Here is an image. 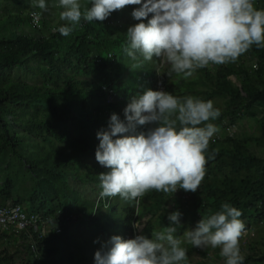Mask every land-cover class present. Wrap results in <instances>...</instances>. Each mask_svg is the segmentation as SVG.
I'll list each match as a JSON object with an SVG mask.
<instances>
[{
	"label": "trees",
	"instance_id": "obj_1",
	"mask_svg": "<svg viewBox=\"0 0 264 264\" xmlns=\"http://www.w3.org/2000/svg\"><path fill=\"white\" fill-rule=\"evenodd\" d=\"M254 2L258 9L264 8L262 0ZM137 7L126 8L131 15ZM20 14L10 15L4 23L21 22ZM66 23L47 33L30 23L31 32L12 30L0 36V162L8 157L21 164L33 182L28 194L21 193L6 165L0 203H26V212H41L52 226L61 228L44 235L31 227L0 231V264H95L93 255L71 245L74 235L81 236L79 225L94 226L106 244L115 235L151 237L162 230L153 227V219L140 233L133 227L145 210L159 213L169 226L170 212L190 211L198 222L227 202L242 212L245 227L259 226L264 221V47L253 45L235 62L197 69L196 75L185 79L174 72L169 75L171 65L157 57L142 65L130 61L123 51L129 27L122 23L105 19L96 28L81 20L64 36L57 29ZM20 71L33 80L22 79ZM103 86L114 90L112 101H107ZM160 88L178 97L223 99V106L214 104L220 116L209 122L217 128L226 126L228 132L211 138L212 158L198 191L189 192L187 205L180 200L172 205L175 193L155 190L139 203L119 201V196L98 198L99 175L108 169L95 159L97 132L108 128L113 113L125 119L124 109L132 96ZM247 116L257 118L259 134L238 137L236 122ZM147 127L140 126L137 132ZM70 214L80 222L66 219ZM176 228L174 235L179 238L184 226ZM260 240L259 247L246 244L243 264L264 261V237ZM182 246L188 257L196 249L187 241ZM207 252L201 250L202 255Z\"/></svg>",
	"mask_w": 264,
	"mask_h": 264
},
{
	"label": "clouds",
	"instance_id": "obj_2",
	"mask_svg": "<svg viewBox=\"0 0 264 264\" xmlns=\"http://www.w3.org/2000/svg\"><path fill=\"white\" fill-rule=\"evenodd\" d=\"M57 30L68 36L81 20L104 21L112 12L139 6L132 17L141 21L127 29L123 51L137 59L160 58L171 65L169 75L187 79L197 69L235 62L253 45L264 47V8L254 0H91L82 10L80 0H58ZM33 9L46 11V0H31ZM41 13L33 11L34 20ZM151 17V18H149ZM147 21L146 23L143 21ZM211 100L178 97L163 90L145 89L129 99L124 120L113 113L108 128L97 132L96 161L108 169L99 175L100 197L139 203L150 191L197 192L205 174L211 138L218 128L209 121L220 116ZM140 126L146 131L137 132ZM181 213L170 212L169 226L124 239L112 236L95 253V264H187V248L177 238ZM242 212L225 202L220 210L202 216L195 228L184 232L195 248H220L224 264H243L240 238ZM146 223V221H143ZM143 225L133 224L135 229Z\"/></svg>",
	"mask_w": 264,
	"mask_h": 264
},
{
	"label": "rangeland",
	"instance_id": "obj_3",
	"mask_svg": "<svg viewBox=\"0 0 264 264\" xmlns=\"http://www.w3.org/2000/svg\"><path fill=\"white\" fill-rule=\"evenodd\" d=\"M48 4V8L46 11L39 9L41 13V20L39 23V27L42 29L43 32L47 33L49 30L57 28L59 25L65 23L66 21H62L60 19V13L63 11L62 8L56 6L58 5V0H46ZM80 3L82 5V10L86 7L91 6V0H80ZM31 0H0V36L10 34L12 30H21L23 32H31L32 29L30 28V23L28 21V12L31 10ZM21 13L22 21L19 22L18 20L11 21V24L4 23L6 18H9L12 14ZM2 19L4 21H2ZM110 23L113 24H119L122 23L127 27H130L136 23L134 18L129 14L127 8L125 7L123 10L114 11L111 13V15L108 18ZM143 22H147L146 20ZM90 26L98 27L99 23L98 21H93L89 23ZM121 43H125L124 40H120ZM129 57V56H128ZM130 58V57H129ZM130 61L139 63L142 65L145 61L143 57L137 53V59L133 60L130 58ZM151 61V60H150ZM147 65V64H146ZM152 66H155V63L152 64ZM159 68V65L157 66ZM22 74V79L31 81L33 80V77L29 73H24L20 71ZM196 74H193V76ZM213 104H216L218 106H223V99L222 98H215L213 101ZM228 132V129L226 126L218 128V131L215 133L216 135H225ZM259 134V122L257 118L253 117H243L239 119L236 122L235 125V135L238 137H250V136H256ZM258 149L260 148L259 145L254 144ZM261 150V149H260ZM8 165L10 174L12 177L17 181L19 185V190L23 194H28L31 191L32 188V180L27 173L26 169L16 162H14L12 159L5 157L0 162V183L5 175V167ZM116 200V198L113 199V201ZM119 201H123L121 198H119ZM92 209V205L90 207ZM181 214L180 217V224L184 226L183 232L179 239L182 241H187L184 237V232L195 228L197 224V220L195 218H192V214L190 211H185L184 209H181L179 211ZM140 216L135 219L134 223L140 222L143 226L140 229H135L136 233L142 232L144 229L146 223L149 219L152 220L153 227L157 229H163L165 226V222L163 218L160 216L159 213H150L146 210L142 213H139ZM76 216V215H73ZM80 218L76 216V220L73 219L70 221H73V223L78 224L80 221H78ZM84 220V219H83ZM143 221H146L144 223ZM133 223V224H134ZM79 225L80 229V235H74L72 238L71 245L76 249V246H78L79 249L83 250L85 255H93L95 256V253L98 250H102L103 246L106 245L104 241L101 240L97 230L95 227H90L87 224ZM178 226V225H177ZM52 227V224H48V228ZM257 231L255 232V235H249L247 239L250 240L251 244L256 245L259 247L261 245L262 238L260 235H264V225H260L257 227ZM73 230V228L71 229ZM72 234H74L72 232ZM257 234V236H256ZM81 238V239H80ZM151 238V237H149ZM242 245V244H241ZM11 248H14V246H10ZM65 245L62 246L64 248ZM72 247V248H73ZM211 247V246H209ZM209 247L206 248H196L188 257L187 264H223L224 258L220 255V249H210ZM199 249V250H198ZM208 252L206 255L201 254V250H207ZM240 250L243 251V247L240 248ZM19 253V252H18ZM204 256V257H203ZM250 261V260H249ZM264 264V261L261 263Z\"/></svg>",
	"mask_w": 264,
	"mask_h": 264
},
{
	"label": "built area",
	"instance_id": "obj_4",
	"mask_svg": "<svg viewBox=\"0 0 264 264\" xmlns=\"http://www.w3.org/2000/svg\"><path fill=\"white\" fill-rule=\"evenodd\" d=\"M262 1L264 4V0ZM33 11L40 12L38 10L30 11L29 21L32 25L39 26L41 15L38 21L34 20L32 16ZM107 54L108 56H111L112 53L108 52ZM252 64L253 66H256L255 61H252ZM103 89L107 92V101H112L115 95L114 90L106 86H103ZM160 90H162V88H160ZM98 198H101L100 195L98 196ZM101 199L105 201V198H101ZM189 199H190V193L185 192L183 189H179L178 191L175 192V198L174 201L171 202V204L174 205L177 200H180L183 204L187 205L190 202ZM66 219L70 221V219L71 220L76 219V216L70 214L66 216ZM48 224H51V220L47 219L41 212L28 213L26 212L24 206L16 203H11L9 201L6 202L5 204L0 203V231H9L11 229L18 231L28 227L33 228L35 231L43 235L51 231H54L56 233L61 231L59 224H55L50 228H48ZM260 225H264V221H262L261 224H259V226ZM257 227L255 228L245 227V233L240 238V248L243 247V251L241 250V255L243 254V252H246V244L250 242V240L247 238L249 237V235H253V236L255 235V232L258 230Z\"/></svg>",
	"mask_w": 264,
	"mask_h": 264
},
{
	"label": "crops",
	"instance_id": "obj_5",
	"mask_svg": "<svg viewBox=\"0 0 264 264\" xmlns=\"http://www.w3.org/2000/svg\"><path fill=\"white\" fill-rule=\"evenodd\" d=\"M109 18V17H108ZM108 18L106 19L108 22H109V20H108ZM24 206H26V203H24L23 204ZM256 236H257V234H256ZM261 237H264V235L262 234V235H260Z\"/></svg>",
	"mask_w": 264,
	"mask_h": 264
}]
</instances>
